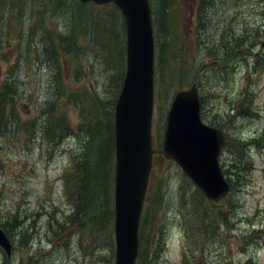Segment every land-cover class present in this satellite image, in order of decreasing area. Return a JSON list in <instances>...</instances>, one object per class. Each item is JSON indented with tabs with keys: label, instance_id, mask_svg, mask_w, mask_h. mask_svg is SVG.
Segmentation results:
<instances>
[{
	"label": "rangeland",
	"instance_id": "1",
	"mask_svg": "<svg viewBox=\"0 0 264 264\" xmlns=\"http://www.w3.org/2000/svg\"><path fill=\"white\" fill-rule=\"evenodd\" d=\"M150 1L156 24L160 0ZM199 2L175 0L161 16V58L156 44L154 50L155 157L141 211L136 264H181L183 256L189 264H264V0H204L198 26ZM70 32L76 33L82 51L80 60L69 58L60 67L61 86L76 91L73 99L61 98L62 118L78 135L50 146L30 126L37 111L40 126L46 121L36 106L43 107L57 72L51 45L56 42L64 52L61 48L67 45L57 41L66 42ZM220 35L226 43L219 44ZM236 42L241 45L227 57L222 50ZM124 61V21L112 5L0 0V86L11 66L17 86L13 121L18 123V129L0 133V227L13 246L9 258L0 249V264L114 263V148L102 175L96 171L101 162L94 160L109 134ZM192 85L202 121L226 133L228 147L219 163L228 177L239 181L219 209L159 153L171 100ZM83 86L96 97H89ZM78 141L85 143L84 159L96 164L91 177H100L102 190L92 200H83L76 185V174L82 179L73 164L81 153ZM64 171L71 193L63 186Z\"/></svg>",
	"mask_w": 264,
	"mask_h": 264
},
{
	"label": "water",
	"instance_id": "2",
	"mask_svg": "<svg viewBox=\"0 0 264 264\" xmlns=\"http://www.w3.org/2000/svg\"><path fill=\"white\" fill-rule=\"evenodd\" d=\"M113 3L126 29L125 73L114 108V263L135 264L138 226L152 166L154 44L148 0H77ZM195 85L179 91L167 114L160 153L178 165L214 208L226 204L229 186L219 167L224 145L221 129L203 125ZM0 248L11 244L0 228Z\"/></svg>",
	"mask_w": 264,
	"mask_h": 264
},
{
	"label": "trees",
	"instance_id": "3",
	"mask_svg": "<svg viewBox=\"0 0 264 264\" xmlns=\"http://www.w3.org/2000/svg\"><path fill=\"white\" fill-rule=\"evenodd\" d=\"M150 1V0H149ZM203 1L204 0H200L199 5H198V16L200 15V10L203 8ZM151 2V1H150ZM175 2V0H160L159 1V10L161 13V16L164 15L163 10H167L168 8L173 7V3ZM83 5V4H81ZM44 7V6H43ZM113 8H115L114 6H112ZM46 8V7H45ZM116 9V8H115ZM157 12V10H156ZM158 13V12H157ZM155 15V11H153L152 9V16L154 17ZM159 14V17L157 18L156 24L153 21V27H154V36H155V40H156V46L158 49V54L161 58L160 52L161 49L159 47V34H160V29L161 28V24L164 23V18L161 17ZM154 20V18H153ZM201 24V16H199V22L197 23V25L199 26ZM75 32H70L65 38H67V41H57L60 44H66L67 47L65 49L61 48V51L64 52H60V50H58L57 46L58 44L51 45V50H50V59L53 63V65L57 66V72L56 74L53 76L52 79V91L49 93V97H45L44 102H43V107L40 106L39 104H37V108H39L41 110V115L44 114V116L46 117V121L43 122V124L40 126V122H39V116H40V112L37 111V114H35V119L34 121L31 123V128H36L38 130V133L41 135V140H45V142L49 145V142H51L50 146H57L59 145L63 140H65L67 137L69 136H74L76 137L78 134L77 133H73V129L68 125L66 119L62 118V115L64 112V108L61 105V98L62 97H68L69 99H73V97L76 96V91L69 89V86L63 85L61 86V76H60V67L62 66V61L68 60L69 58H72L73 61L75 60H80L81 58V49L77 48L76 46V38H75ZM54 37V36H53ZM50 38V36H49ZM52 39V38H51ZM55 39V38H54ZM220 41L219 44L222 43H226V37H222V35H220L219 37ZM241 44L239 43H234L231 46L227 47L222 50V52L227 53V57H231V53L232 52H236L237 48H239ZM42 51H46V49L42 50ZM80 55V56H79ZM215 57V55H212ZM79 64L77 65H73V68H76ZM123 67H124V62H123ZM11 66L8 67V77L6 78V81L4 82V84H2L0 86V133H3L7 130H9V128H16L18 129V123H15L13 121V119L16 118L15 115V107L13 105V100L16 95H17V86H16V81L15 78L13 77L14 74V69ZM118 70H122V61L120 60L119 62V66H118ZM73 74H77V73H73ZM121 74V72H120ZM119 74V77H120ZM155 85L156 87L158 86V77H156L155 79ZM122 82V81H121ZM82 91H84L85 89V93L89 96V97H94L95 95L90 93L88 91V89L86 88V86L82 87ZM119 93V91H118ZM118 93H116L115 98L117 97ZM92 94V95H91ZM86 95V98H87ZM96 97V96H95ZM114 98V100H116ZM90 105H92L95 109L96 104L94 101H89L88 102ZM114 107V104H113ZM112 107V117H111V121H110V126H109V134L108 136H105L104 140L102 141V143H99L98 147H97V154L98 156L96 157V159L94 161H98L101 162V166L98 167L96 169V171L99 174H103L102 170L105 167L104 162L106 160L109 159V157L112 156V160H113V148H114V133H113V108ZM48 110V111H47ZM90 112H91V107L89 108ZM54 111L56 113H54ZM84 111V110H83ZM59 112V113H57ZM61 112V113H60ZM7 114H9V119L7 118ZM84 115L86 116V113L84 111ZM10 124V125H9ZM80 125V124H79ZM105 130L107 132L108 127L107 124L105 126ZM80 138V137H79ZM80 144V151L81 153L78 155V158H74L73 159V164H74V170L76 172V170L80 171L82 173V179L80 178V176H77V186L79 187L80 190H83L82 196L84 197L83 200L86 201V198L89 197L90 200H92L98 191H101L102 188L98 185L100 177L98 175H96L95 177H91V173L90 171L93 169L94 165H96L95 163L93 164L94 161H90L88 159V161L86 159H84V148H85V143L78 141ZM101 144V145H100ZM110 146V150H109V155L106 156V153L108 151V147ZM228 147V145L226 146V148ZM76 159V160H75ZM84 165L83 168H81L80 166L82 164ZM222 167V166H221ZM248 168V166H246ZM223 170V174L226 178V181L228 182L229 185V193H231V191L237 186V184L239 183L238 181V177H234L235 175H230V177L227 176L226 172L227 170H225V168L222 167ZM64 175V176H63ZM62 175V180H63V186H67L68 188V193H71L68 187V183H66L67 180V176L68 174H66V172L64 171ZM198 194H200L203 198H205L202 193L197 189L196 190ZM111 219H112V211H111ZM3 228V227H2ZM4 229V228H3ZM112 224H111V236H112ZM6 234V233H5ZM7 235V234H6Z\"/></svg>",
	"mask_w": 264,
	"mask_h": 264
}]
</instances>
